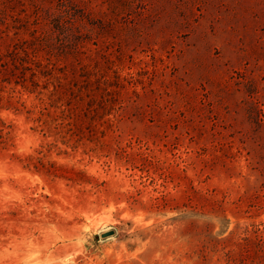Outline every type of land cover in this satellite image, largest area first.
<instances>
[{
  "label": "rangeland",
  "instance_id": "rangeland-1",
  "mask_svg": "<svg viewBox=\"0 0 264 264\" xmlns=\"http://www.w3.org/2000/svg\"><path fill=\"white\" fill-rule=\"evenodd\" d=\"M0 264H264V0H0Z\"/></svg>",
  "mask_w": 264,
  "mask_h": 264
},
{
  "label": "water",
  "instance_id": "water-1",
  "mask_svg": "<svg viewBox=\"0 0 264 264\" xmlns=\"http://www.w3.org/2000/svg\"><path fill=\"white\" fill-rule=\"evenodd\" d=\"M115 235V231H108V232H105V233H102L101 234V237L102 238H108V237H111V236H114Z\"/></svg>",
  "mask_w": 264,
  "mask_h": 264
}]
</instances>
